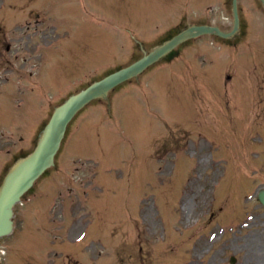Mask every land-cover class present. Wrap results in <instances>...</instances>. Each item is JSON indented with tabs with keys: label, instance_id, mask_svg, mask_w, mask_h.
Listing matches in <instances>:
<instances>
[{
	"label": "rangeland",
	"instance_id": "rangeland-1",
	"mask_svg": "<svg viewBox=\"0 0 264 264\" xmlns=\"http://www.w3.org/2000/svg\"><path fill=\"white\" fill-rule=\"evenodd\" d=\"M15 1L17 8L7 9L3 0L0 9V62L6 67L12 64L0 69V85L10 77L17 83L30 77V70H38L46 57L41 89L53 99L81 86L90 71L103 72L121 62V55L129 52L128 35L121 27L141 34L161 31L178 20L169 12L188 3L189 9L180 10L183 23L198 20L199 15L203 21L231 25L226 0H84L85 5L80 4L83 0ZM27 1L32 15L30 8H23ZM199 2L206 3L196 8ZM257 5L255 0H242L245 27L251 23L245 37L249 45L235 50L219 40L199 39L185 50L186 58L173 65L177 72L171 75V94L167 78L172 67H167L146 76L147 96L133 88L117 95L114 106L120 131L106 118L102 129L96 128L105 116L99 107L82 114L63 149L60 173L53 172L39 183L18 207L15 235L0 239L5 250L0 264H64L69 260L64 257L66 248L79 264H232L231 256L237 257L235 264H264V207L256 193L264 187V15ZM69 31L73 38L52 46ZM194 50L204 58L208 77L199 66L179 73L194 58ZM179 85L187 86L184 100L190 99L189 111L183 109ZM16 92V98L6 93L0 98V131H9L5 137L18 141L19 134L10 132L18 130L25 138L19 142L26 146L39 119L40 99L31 96L37 106L21 109L18 103L26 105L24 96L19 99L20 91ZM175 120L174 129H162L163 121ZM158 131L155 145L161 167L151 156V139ZM172 133L179 137L182 151L175 153L162 141L157 143L167 134L170 141L176 135ZM1 137L0 132V170L8 159L6 150L13 153L18 147ZM87 157L98 162L99 207L93 200L98 216L96 221L90 219L93 205L83 209L74 190L70 209L75 212L70 214H82L84 221L67 225L69 239L63 243L50 234V220L59 215V203L54 209L47 206L59 191H66L59 185L71 174L73 162ZM80 232L86 237L79 246L68 245ZM58 241L60 256L55 252Z\"/></svg>",
	"mask_w": 264,
	"mask_h": 264
},
{
	"label": "water",
	"instance_id": "water-1",
	"mask_svg": "<svg viewBox=\"0 0 264 264\" xmlns=\"http://www.w3.org/2000/svg\"><path fill=\"white\" fill-rule=\"evenodd\" d=\"M262 2L264 3V0ZM232 3L234 26L231 30H224L210 24L188 25L161 45L149 52H144L145 54L141 58L130 65L93 82L91 86L72 94L62 104L54 108L51 119L46 124L34 151L15 162L6 173L0 186V236L10 233L13 229L12 217L16 202L21 200L23 194L34 185V182L44 171L55 164V155L61 146L68 124L81 108L95 99H108L110 91L119 84L138 77L152 64L192 38L204 34L218 35L223 39L234 38L241 29V19L239 7H237L238 0H233ZM259 193L260 199L264 203V189Z\"/></svg>",
	"mask_w": 264,
	"mask_h": 264
}]
</instances>
